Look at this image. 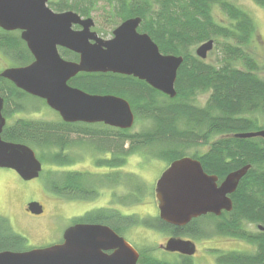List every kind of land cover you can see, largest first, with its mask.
Masks as SVG:
<instances>
[{
	"label": "trees",
	"instance_id": "obj_1",
	"mask_svg": "<svg viewBox=\"0 0 264 264\" xmlns=\"http://www.w3.org/2000/svg\"><path fill=\"white\" fill-rule=\"evenodd\" d=\"M102 11L111 23L140 17L139 31L149 34L166 55L182 56L178 71L177 96L170 98L134 76L115 73H79L69 81L73 87L92 95H115L129 101L136 120L149 122L139 132L118 129L103 123H67L61 118L47 121L20 117L38 111L40 106L29 100H40L0 77V94L4 99L3 115L7 124L2 138L32 147L42 163H48L45 185L53 193L95 199L102 187L129 186L131 202H141L149 191L138 178L123 174L128 158L147 151L151 157L173 161L198 159L206 173L217 175L219 182L246 165H251L237 191L231 195L233 210L221 216L210 214L194 219L185 227L167 224L159 217L141 218L119 210V234L135 226L157 230L173 236H204L199 221L211 219L215 232L250 244L251 251L212 250L218 264H264V138H237L236 134L264 129V77L262 65L250 47L257 43V27L253 17L230 0H104ZM264 8V0H253ZM56 12L75 11L92 17L101 0H48ZM220 12L225 16L220 17ZM214 40L217 63L200 59L194 49ZM0 53L13 67L26 66L34 57L21 37V31L0 28ZM63 58L79 61V55L60 48ZM200 95L207 96L199 104ZM14 119L12 123L9 121ZM91 149L107 155L96 166L109 172L94 174L73 171L67 167L76 162L70 152L74 147ZM206 150H202V148ZM146 150V151H145ZM190 150H194L189 153ZM111 154V155H108ZM148 154V155H149ZM119 169V172H113ZM116 211L95 210L80 221L115 224ZM0 227V250L24 246L27 240L3 218ZM257 224L258 232H250L246 224ZM154 249L141 250V264H192L190 257L167 261L158 259Z\"/></svg>",
	"mask_w": 264,
	"mask_h": 264
},
{
	"label": "water",
	"instance_id": "obj_2",
	"mask_svg": "<svg viewBox=\"0 0 264 264\" xmlns=\"http://www.w3.org/2000/svg\"><path fill=\"white\" fill-rule=\"evenodd\" d=\"M141 23L140 17L129 18L113 31L111 39H104L92 30V17H82L75 11L56 12L48 6V0H0V28L21 31L34 57L26 66L3 70L0 77L44 100L64 122L131 129L136 116L129 101L115 95H92L71 86L69 81L82 72L134 76L175 98L177 75L184 58L163 54L149 34L139 31ZM214 46V40H209L197 47L196 55L206 60ZM60 48L78 54L79 61L63 58ZM3 107L0 94V168L14 170L24 181L37 179L43 163L35 150L2 138L7 124ZM235 137L264 138V129ZM250 168L246 165L219 182L217 175L205 172L198 159L187 156L173 161L155 186L161 220L184 227L208 214L221 216L224 211L231 212V195ZM27 210L40 215L44 207L30 202ZM164 249L186 256L196 254L195 243L182 238H170ZM107 250L115 251L109 255ZM139 257V252L109 226L77 224L65 232L62 244L25 252L2 251L0 264H139Z\"/></svg>",
	"mask_w": 264,
	"mask_h": 264
},
{
	"label": "rangeland",
	"instance_id": "obj_3",
	"mask_svg": "<svg viewBox=\"0 0 264 264\" xmlns=\"http://www.w3.org/2000/svg\"><path fill=\"white\" fill-rule=\"evenodd\" d=\"M242 9L247 11L254 19L257 27V43L250 47L252 53L256 54L261 64H264V8L257 5L253 0H230ZM106 4L104 0L99 3V9L95 11L93 19L96 26L94 30L104 39H111L113 31L121 24H114L107 20L102 11ZM48 6L52 8L48 2ZM220 17H225L220 12ZM76 28V27H75ZM199 47V46H197ZM197 47L194 49L196 51ZM220 57L218 50L209 53L207 62L217 63ZM13 67V63L0 53V73ZM261 75L264 77L263 65ZM207 96L200 95L199 104L206 103ZM30 105L40 106L38 111H30L20 114V117L57 121L60 115L44 104L40 100H29ZM14 119L9 122L12 123ZM149 125V122L135 121L132 131L139 132ZM32 148V147H31ZM207 148V147H206ZM202 148V150H206ZM146 151V150H145ZM194 150H190L192 153ZM70 152L76 158V162L67 167L69 170L90 172L94 174L107 173V168H98L96 161L99 158H107L97 152L93 153L91 149H83L82 147H74ZM148 152L136 153L128 158V161L122 169L123 174L132 175L140 179L149 191H147L141 202H131L130 197L125 201L124 198L132 193V189L125 186L102 187L99 190V196L95 199L85 200L76 197L62 196L51 192L45 185V172L51 169L48 163H43V171L39 178L24 181L20 176L11 169L0 168V216L7 217L15 232L21 234L30 246L46 245L50 241H54L60 236L64 228L69 225V217H79L86 212L96 209L105 208L113 209L119 207V210L125 214L138 215L141 218L156 217L159 214L158 201L155 196V186L157 180L162 173L168 168V164L160 159L151 157ZM149 154V155H148ZM113 172H118L115 169ZM30 202H38L43 205L45 216L34 219L25 214V209ZM201 218V217H200ZM204 236L193 238L186 236L185 239L192 240L196 244V254L192 257V264H218L215 254L212 250L220 249L223 251H251L254 249L250 244L236 240L227 236L220 235L215 232L213 221L211 219H203L199 221ZM246 228L250 232H258L257 224H246ZM130 242L138 251L152 248L154 255L161 260L176 261V255L164 251L170 234L157 232L142 226L128 228L122 235Z\"/></svg>",
	"mask_w": 264,
	"mask_h": 264
},
{
	"label": "flooded vegetation",
	"instance_id": "obj_4",
	"mask_svg": "<svg viewBox=\"0 0 264 264\" xmlns=\"http://www.w3.org/2000/svg\"><path fill=\"white\" fill-rule=\"evenodd\" d=\"M95 21V20H94ZM95 26H96V23H95ZM95 26L92 28V30L93 31H95L94 30V28H95ZM76 29H79V27H76ZM96 32V31H95ZM98 33V32H97ZM108 155H111V154H108ZM169 167V166H168ZM99 168V167H98ZM117 171L119 172V169H117ZM222 182V181H221ZM102 209H105V208H96V209H93V210H90V211H88V212H86L85 214H83V215H81V216H79V217H76V216H74V217H69L68 218V220H69V225L66 227V228H64V230L62 231V233L60 234V236H58V238L56 239V240H54V241H50V242H48L46 245H42V246H34V245H32V246H30V244L28 245L27 243L24 245V246H20V247H15V248H10V249H3V250H0V252H2V251H14V252H25V251H30V250H33V249H41V248H47V247H50V246H53V245H58V244H62L63 242H64V234H65V232L69 229V228H71V227H73V226H75V225H77V224H101V225H106V226H109L110 228H112L118 235H120V236H122L121 234H119V207H116V208H113V210H115L116 211V217H115V224H116V227H117V229L115 228V227H113V225H111V224H106V223H103V222H89V221H80L79 219L81 218V217H84L86 214H88V213H90V212H92V211H95V210H102ZM25 214L28 216V217H30V218H34V219H38V218H42V217H44L45 216V210H44V212L42 213V214H40V215H36V214H33V213H31V212H29L28 210H27V208L25 209ZM127 214V213H126ZM127 215H129V214H127ZM208 215H210V214H208ZM208 215H205V216H208ZM157 217H159L160 218V214H158V216H156L155 218H157ZM202 217H204V216H202ZM201 217V218H202ZM3 218L5 219H8L7 217H5V216H0V227H2V229H4V230H6L5 229V227H3V226H5L4 225V223H3ZM153 218V217H152ZM161 219V218H160ZM198 219V218H197ZM8 221H9V223H10V225H11V227L13 228V226H12V224H11V222H10V220L8 219ZM193 221V220H192ZM191 221V222H192ZM190 222V223H191ZM189 223V224H190ZM173 226V225H172ZM187 226V225H186ZM185 227V226H184ZM145 228V227H144ZM13 230H14V228H13ZM151 230H153V229H151ZM15 231V230H14ZM154 231H157V230H154ZM157 232H160V231H157ZM182 238V239H185V237H178V236H173V235H171V238ZM169 240V239H168ZM185 240H188V239H185ZM130 243V242H129ZM131 244V243H130ZM132 245V244H131ZM196 245V244H195ZM133 246V245H132ZM134 247V246H133ZM135 248V247H134ZM136 249V248H135ZM164 249V248H163ZM137 250V249H136ZM114 251L115 250H107V251H105V253L106 254H113L114 253ZM138 251V250H137ZM164 251L165 252H168V251H166L165 249H164ZM139 252V254L141 253V250L140 251H138ZM168 253H172V252H168ZM173 254H175L176 255V258L175 259H179L180 261H182L183 260V257H190L191 259H192V257L193 256H195V255H193V256H186V255H183V254H180V253H173ZM140 257H141V254H140ZM140 257H139V261H138V263L139 264H141L140 263Z\"/></svg>",
	"mask_w": 264,
	"mask_h": 264
}]
</instances>
